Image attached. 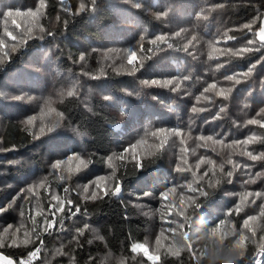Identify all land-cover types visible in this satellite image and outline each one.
<instances>
[{
	"label": "trees",
	"instance_id": "obj_1",
	"mask_svg": "<svg viewBox=\"0 0 264 264\" xmlns=\"http://www.w3.org/2000/svg\"><path fill=\"white\" fill-rule=\"evenodd\" d=\"M36 8L41 34L0 50V256L264 264V0H0ZM227 221L238 257L144 256L153 227L171 246Z\"/></svg>",
	"mask_w": 264,
	"mask_h": 264
},
{
	"label": "rangeland",
	"instance_id": "obj_2",
	"mask_svg": "<svg viewBox=\"0 0 264 264\" xmlns=\"http://www.w3.org/2000/svg\"><path fill=\"white\" fill-rule=\"evenodd\" d=\"M12 14L13 15L11 17L5 14L0 15V39H2L0 41V44L4 45V47L0 48V50L6 49L7 51L9 50V48H14L17 42H20L25 38L35 37L41 34L42 32L40 15L37 8L31 12H28L27 14L18 13L19 15H17L16 12H13ZM8 33H11L12 36L15 37L16 40L15 43L9 42L11 41V39L9 38ZM80 161L81 160L79 159H74L73 157H70L69 159L62 162L61 164L63 165H61V167L64 169L63 172L64 175L68 177L69 176L68 173L70 170H72L73 172L74 171L77 172L81 166ZM94 180L89 181V183H87L84 186H80L81 184L77 183L76 188H78L80 192L85 195L95 193L98 190L107 191L106 188V181H108L107 178H103L102 181L100 182ZM42 182L43 180L39 179L38 181L33 183V187H31V190L37 192L38 189L41 187ZM104 186L105 188H103ZM256 217H258V215L254 216V218ZM249 223L250 220L246 222L244 225L246 226ZM252 226L253 228H255L258 226V223L255 222V224L253 223ZM219 227H223V228H219ZM219 227H217L214 230V232L209 235H207V233L200 234L201 232L198 234L195 233L194 231H190V233H179L182 238V241L177 243L178 245L171 244V246L168 245V241L166 240L168 238L167 233L161 232L160 229L153 227L150 229V232H148V238H147L148 239L147 244L150 247L149 250L151 251L152 254H147L144 256L146 257L148 255H151V259H154V262L157 263L162 248H167L171 252H175L179 248V246L182 249H188L192 253L194 252L197 256H206L208 254L214 256L218 255V256H226V257L234 256V258L240 256L242 254V250L245 245V240H247V235L245 234V232H242V230L238 231L237 229H235L231 224V222L229 221H227L226 223L222 224V226ZM233 232H237V236L233 242L229 241L232 243L231 245L228 244L227 241L222 242L223 239L229 237ZM1 233H3L4 235V232L1 231ZM207 239H210V242L206 244L205 241ZM141 249L145 254V250L143 248H140L139 250ZM34 256H36V253ZM28 260L23 261L20 264H29L30 262ZM106 261L112 262L113 259L109 258ZM0 264H15V263L9 260H5L3 259V256H0Z\"/></svg>",
	"mask_w": 264,
	"mask_h": 264
},
{
	"label": "snow or ice",
	"instance_id": "obj_3",
	"mask_svg": "<svg viewBox=\"0 0 264 264\" xmlns=\"http://www.w3.org/2000/svg\"><path fill=\"white\" fill-rule=\"evenodd\" d=\"M41 4H42V6H43V3H41ZM7 15H8L9 17H11L13 14H12V13H8ZM17 15H19V14L17 13ZM8 36H9L10 39H15V37L12 36L11 33H8ZM253 42H254V41H253ZM261 44L264 45V39L261 40ZM2 47H4V45H3V44H0V48H2ZM135 56H136V54H135L134 52H130V54H129V63H130V64L134 62V60H135ZM169 83H170V81H169ZM53 127H54V125H53ZM153 135H158V133H153ZM244 143L247 144L248 141H244ZM248 155H249V156L251 157V159H253V160L257 159V157L254 156V155H252L251 153H248ZM60 163H61V162H57L53 167H55V168H59V167H60ZM80 163H81V164H84V161H80ZM29 190H31V189H29ZM116 192H119V188L116 189ZM93 195H95V193H94ZM262 211H264V209H262ZM49 226H50V225H49ZM246 226H247V225H246ZM33 255H35V253H33Z\"/></svg>",
	"mask_w": 264,
	"mask_h": 264
},
{
	"label": "built area",
	"instance_id": "obj_4",
	"mask_svg": "<svg viewBox=\"0 0 264 264\" xmlns=\"http://www.w3.org/2000/svg\"><path fill=\"white\" fill-rule=\"evenodd\" d=\"M258 33H259L260 38L264 39V19H263V21H262V23L260 25Z\"/></svg>",
	"mask_w": 264,
	"mask_h": 264
}]
</instances>
